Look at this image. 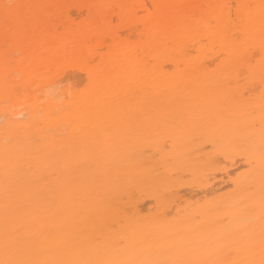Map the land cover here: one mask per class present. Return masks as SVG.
<instances>
[{"label": "bare ground", "instance_id": "obj_1", "mask_svg": "<svg viewBox=\"0 0 264 264\" xmlns=\"http://www.w3.org/2000/svg\"><path fill=\"white\" fill-rule=\"evenodd\" d=\"M0 264H264V0H0Z\"/></svg>", "mask_w": 264, "mask_h": 264}, {"label": "rangeland", "instance_id": "obj_2", "mask_svg": "<svg viewBox=\"0 0 264 264\" xmlns=\"http://www.w3.org/2000/svg\"><path fill=\"white\" fill-rule=\"evenodd\" d=\"M108 2L110 0H101ZM84 16V15H83ZM73 76L68 79L66 82L68 85H70L73 88L80 89L84 86V83L81 81H76L74 77H80L79 74L75 72H70ZM232 160L229 161V159H225L222 157V155L218 154L216 157V163L213 169L208 171V176L206 183H212L213 186H216L217 188H213L206 197H203L201 194H196V190L198 186H201V183H196L197 185L194 187H191L190 182L191 180V174H187L185 177L184 185L181 186L180 194L184 196L185 200L192 197L194 199L198 198V203L204 202L206 199L216 197V196H222L227 195L234 191L235 189V183L236 180L246 172L248 166L244 162V159L241 155H238L236 151H233L232 153ZM145 196V195H144ZM145 201L143 204L144 212H154L156 207L153 202L150 201L149 197H144ZM187 204V203H186ZM185 203L182 206V209L186 206H184ZM183 210L180 211L182 213Z\"/></svg>", "mask_w": 264, "mask_h": 264}, {"label": "snow or ice", "instance_id": "obj_3", "mask_svg": "<svg viewBox=\"0 0 264 264\" xmlns=\"http://www.w3.org/2000/svg\"><path fill=\"white\" fill-rule=\"evenodd\" d=\"M22 5H12V4H5L3 6L4 9V19L6 24V34L8 32H11L13 30V26L9 25L10 20H16L20 16V9L22 8Z\"/></svg>", "mask_w": 264, "mask_h": 264}]
</instances>
